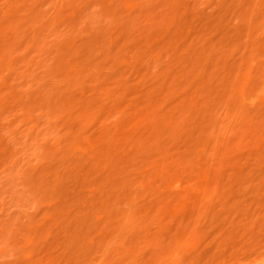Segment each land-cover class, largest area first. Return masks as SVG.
Here are the masks:
<instances>
[{
	"label": "rangeland",
	"instance_id": "374dc122",
	"mask_svg": "<svg viewBox=\"0 0 264 264\" xmlns=\"http://www.w3.org/2000/svg\"><path fill=\"white\" fill-rule=\"evenodd\" d=\"M0 264H264V0H0Z\"/></svg>",
	"mask_w": 264,
	"mask_h": 264
}]
</instances>
